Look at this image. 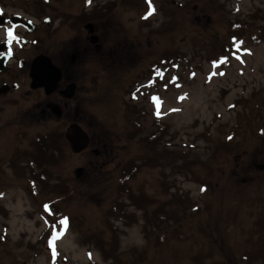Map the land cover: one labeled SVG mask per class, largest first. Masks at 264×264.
Segmentation results:
<instances>
[{
	"label": "rangeland",
	"instance_id": "obj_1",
	"mask_svg": "<svg viewBox=\"0 0 264 264\" xmlns=\"http://www.w3.org/2000/svg\"><path fill=\"white\" fill-rule=\"evenodd\" d=\"M94 3L119 23L113 42L142 50L117 75L98 77L85 128L129 134L136 111L141 135L104 170L90 152L72 155L64 138L41 150L57 164H38L42 138L58 133L52 123L17 126L13 142L3 136L0 264H196L201 254L221 264L264 248V0ZM99 180L102 188L89 186ZM53 232L64 233L55 262Z\"/></svg>",
	"mask_w": 264,
	"mask_h": 264
},
{
	"label": "flooded vegetation",
	"instance_id": "obj_2",
	"mask_svg": "<svg viewBox=\"0 0 264 264\" xmlns=\"http://www.w3.org/2000/svg\"><path fill=\"white\" fill-rule=\"evenodd\" d=\"M102 6L94 0H0V139L9 140L17 126L52 123L60 141V126L78 124L90 136L82 155L90 152L95 165H110L124 152L126 138L91 134L82 113L96 103L98 77L125 70L142 50L113 42L121 29ZM7 28L18 37L10 45Z\"/></svg>",
	"mask_w": 264,
	"mask_h": 264
},
{
	"label": "trees",
	"instance_id": "obj_3",
	"mask_svg": "<svg viewBox=\"0 0 264 264\" xmlns=\"http://www.w3.org/2000/svg\"><path fill=\"white\" fill-rule=\"evenodd\" d=\"M60 138L63 139V135H60ZM49 142L51 144H53L52 141L49 140L48 143ZM49 159H50V161L53 164H55V165L57 164V159H56L55 155H51ZM129 172L130 171H128L127 174L123 176V178L125 180H131L132 179V174L133 173H129ZM98 182H99L100 185H95L94 183H92L89 186L90 187L93 186V187H96V188H102L100 180ZM129 192H130V195L132 197V203L134 205L138 206V204H143V205L146 204V202H147L146 199H143V197H141V196L134 195L133 193H131V191H129ZM143 205H142V207H143ZM157 212L160 213V210H158ZM155 217H156V215L153 216V218H152V226L155 227V228H159V229L163 230L162 227L164 228V223L162 221L163 220H166V219H164L162 216L158 215L157 218H156V220H155ZM169 229H171V228H169ZM160 239H161L162 242H164L166 239L169 240L168 237L165 234H162L161 237H160ZM94 240L97 241V242H100L96 238H94ZM155 247H156V245H155ZM212 253H214V251H211L210 254H212ZM208 257L210 258L212 256L209 255ZM205 260H206V257L201 254V260L196 258V259H194V262L196 264H204L205 263ZM203 261H204V263H203ZM254 262H261L262 264H264V248H259V250L255 251V252H252L250 254L247 253V255L242 260H240V261L235 260V258L229 257L226 262H223L222 261L221 264H254Z\"/></svg>",
	"mask_w": 264,
	"mask_h": 264
},
{
	"label": "water",
	"instance_id": "obj_4",
	"mask_svg": "<svg viewBox=\"0 0 264 264\" xmlns=\"http://www.w3.org/2000/svg\"><path fill=\"white\" fill-rule=\"evenodd\" d=\"M66 139L71 145L72 151L75 154H80L89 145L88 136L82 131V129L77 125H72L66 133ZM98 153V152H95ZM83 174V170L78 169L76 171L77 178H80Z\"/></svg>",
	"mask_w": 264,
	"mask_h": 264
},
{
	"label": "snow or ice",
	"instance_id": "obj_5",
	"mask_svg": "<svg viewBox=\"0 0 264 264\" xmlns=\"http://www.w3.org/2000/svg\"><path fill=\"white\" fill-rule=\"evenodd\" d=\"M6 35H7V41L9 43V45L14 40H17L18 39V37H16L14 35V29L13 28H7L6 29ZM157 115L159 116V112L157 113ZM46 210H48L47 207H46ZM59 223H60V225L65 226V227L67 225V221L66 220H60ZM53 228H55V224H53ZM63 235H64L63 232H53V234H52V236H51V238H50V240L48 242L49 248L52 249V259H53V262H55V259H56L57 255H58V253L55 250V242L57 240H59Z\"/></svg>",
	"mask_w": 264,
	"mask_h": 264
}]
</instances>
